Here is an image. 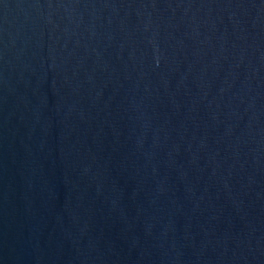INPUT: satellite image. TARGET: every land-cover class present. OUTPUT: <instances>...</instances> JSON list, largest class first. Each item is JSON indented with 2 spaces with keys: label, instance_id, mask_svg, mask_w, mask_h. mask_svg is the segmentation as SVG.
I'll use <instances>...</instances> for the list:
<instances>
[{
  "label": "water",
  "instance_id": "1",
  "mask_svg": "<svg viewBox=\"0 0 264 264\" xmlns=\"http://www.w3.org/2000/svg\"><path fill=\"white\" fill-rule=\"evenodd\" d=\"M0 264H264V0H0Z\"/></svg>",
  "mask_w": 264,
  "mask_h": 264
}]
</instances>
